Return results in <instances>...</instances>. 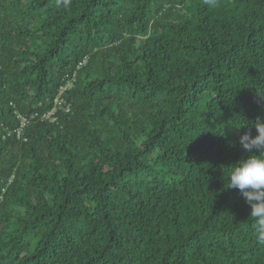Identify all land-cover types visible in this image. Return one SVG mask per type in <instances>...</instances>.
<instances>
[{"label":"trees","instance_id":"1","mask_svg":"<svg viewBox=\"0 0 264 264\" xmlns=\"http://www.w3.org/2000/svg\"><path fill=\"white\" fill-rule=\"evenodd\" d=\"M257 118L264 0H0V264H264Z\"/></svg>","mask_w":264,"mask_h":264},{"label":"clouds","instance_id":"2","mask_svg":"<svg viewBox=\"0 0 264 264\" xmlns=\"http://www.w3.org/2000/svg\"><path fill=\"white\" fill-rule=\"evenodd\" d=\"M64 2L67 6L69 0ZM203 3L217 6V0H203ZM246 126L254 127L255 134L247 131L240 135L239 144L244 154L238 161L230 164L226 188L239 190L250 207L249 216L256 221L259 238L264 239V120L257 118Z\"/></svg>","mask_w":264,"mask_h":264},{"label":"built area","instance_id":"3","mask_svg":"<svg viewBox=\"0 0 264 264\" xmlns=\"http://www.w3.org/2000/svg\"><path fill=\"white\" fill-rule=\"evenodd\" d=\"M64 90L62 89L60 91V93H62ZM64 100L62 99L61 95H57L55 98H54V104H55V107L56 105L59 107V106H65V109L68 110L69 109V104H64ZM51 112H49L47 115H49ZM53 114V111L52 113ZM18 118L21 120V128L23 126H25L28 122V119L26 116H24L23 114H18ZM54 119V118H53ZM21 131V129H18L17 133L19 134Z\"/></svg>","mask_w":264,"mask_h":264}]
</instances>
